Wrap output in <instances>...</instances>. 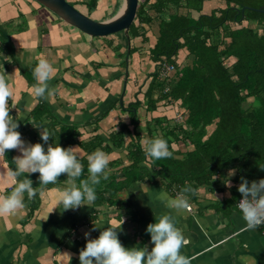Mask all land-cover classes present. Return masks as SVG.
<instances>
[{
	"label": "crops",
	"instance_id": "crops-1",
	"mask_svg": "<svg viewBox=\"0 0 264 264\" xmlns=\"http://www.w3.org/2000/svg\"><path fill=\"white\" fill-rule=\"evenodd\" d=\"M66 1L97 15L101 22L116 16L124 6V0H97L96 8L89 12L88 0ZM219 7L220 3L209 1L204 11ZM150 43L131 37L129 32L127 36L90 37L33 0H0V74L8 76L13 93L9 115L18 123L16 130L25 144L40 143L42 130L33 126L31 117L41 100L62 120L82 126L79 140L96 134L107 141L109 133L129 122V112L122 107L144 101L150 74L155 70L148 56ZM183 57L181 53L178 61ZM40 59L55 69L47 82L54 94L47 99H37L31 91L36 84L33 69ZM164 106L150 115L139 108L141 128L151 117L168 119L173 114L174 118L178 107ZM104 113L108 114L102 117ZM95 119L99 120L89 124ZM75 153L83 155L78 148ZM19 155V150H8L0 156V196L10 194L25 178L33 182L37 195L29 199L25 193L22 209L14 215L0 216V264H66L64 253L72 254L71 264H80L79 251L87 242L85 233H89V239H96L106 228L117 230L125 249L147 246L150 251L154 245L147 226L169 213L187 241L181 254L191 258V264H243L241 256L255 257L257 264H264L260 229L244 230L246 222L235 207L238 193L231 188L236 171L230 176L228 170L198 188L194 199L188 197L190 210L179 215L156 199L160 192L172 198L177 194L159 185L134 183L119 194L131 203L132 212L127 215L115 207L95 208L92 204L64 210L59 204V192L66 187L62 175L56 184L44 188L43 196L39 194V173L15 179L8 176L9 170L16 168L13 159ZM108 155L109 161L120 158L127 163L125 151L114 150Z\"/></svg>",
	"mask_w": 264,
	"mask_h": 264
},
{
	"label": "trees",
	"instance_id": "trees-1",
	"mask_svg": "<svg viewBox=\"0 0 264 264\" xmlns=\"http://www.w3.org/2000/svg\"><path fill=\"white\" fill-rule=\"evenodd\" d=\"M209 1L221 7L205 13ZM96 4L88 0V11ZM261 8L264 0H139L129 34L143 43L151 41L148 56L155 70L143 103L122 107L129 112V122L109 133L107 141L96 134L79 140L81 125L62 120L39 101L31 120L50 135L47 144L39 139L45 152L48 144L83 152H74L83 165L78 186L88 178L87 157L94 151L126 152V164L120 158L109 161L107 180L101 177L94 186L93 207H115L130 215L131 203L119 194L134 183L159 185L173 195L185 187L196 193L215 176L234 169L231 189L238 199L241 178L249 184L264 179V13L253 10ZM163 63L174 69L160 79ZM166 104L178 107L183 122L151 117L141 128L139 108L150 115ZM156 137L167 141L172 156L148 161L140 140ZM61 175L66 181L67 174Z\"/></svg>",
	"mask_w": 264,
	"mask_h": 264
},
{
	"label": "clouds",
	"instance_id": "clouds-1",
	"mask_svg": "<svg viewBox=\"0 0 264 264\" xmlns=\"http://www.w3.org/2000/svg\"><path fill=\"white\" fill-rule=\"evenodd\" d=\"M55 69L45 59H40L33 69L36 84L32 86V95L37 99H47L53 96L54 90L48 87V80ZM12 90L8 83V76L0 74V156H5L8 150H19L21 155L15 157L14 170H9L8 176L15 179L21 175L39 173L41 196L44 188L49 184H56L61 174H67L64 182L66 187L59 192V204L64 210L78 209L91 205L96 200L95 185L101 182V177L107 180L106 169L109 164V155L102 150H96L87 157L88 178L76 180L82 175L83 165L74 155L76 148L64 149L60 146L53 147L48 144L47 151L42 144H25L21 134L16 130L18 123L9 115V101ZM41 139L45 144L50 140L46 130H42ZM143 152L146 160L154 161L170 158L172 153L166 140L156 138H141ZM264 170V169H262ZM235 170H230L229 175H234ZM144 190L149 188L144 185ZM238 192L242 199L236 206L243 220L246 222L244 230H254L264 224V179L249 181L241 178ZM29 199L37 195V188H33L30 179H23L15 184L10 194L0 196V216L14 215L24 207V194ZM187 193L195 194L191 187L181 189L175 198L167 192H160L156 199L165 204V207L177 215L190 210ZM53 212V211H52ZM51 212V213H52ZM146 232L150 234L151 244L142 248L125 249L118 239L117 230L106 228L100 231L98 238L89 239L85 233L86 245L79 251L80 264H191V258L181 254V248L187 243L182 231L175 226V217L164 214L155 218V223L147 226ZM66 264H71L72 254L64 253ZM243 264H257L255 257L241 256Z\"/></svg>",
	"mask_w": 264,
	"mask_h": 264
},
{
	"label": "water",
	"instance_id": "water-1",
	"mask_svg": "<svg viewBox=\"0 0 264 264\" xmlns=\"http://www.w3.org/2000/svg\"><path fill=\"white\" fill-rule=\"evenodd\" d=\"M59 19L80 32L95 38H102L118 33L128 35L131 24L134 22L139 0H124V6L120 13L107 21H95L66 0H33ZM256 12L264 13V8L253 9Z\"/></svg>",
	"mask_w": 264,
	"mask_h": 264
},
{
	"label": "built area",
	"instance_id": "built-area-1",
	"mask_svg": "<svg viewBox=\"0 0 264 264\" xmlns=\"http://www.w3.org/2000/svg\"><path fill=\"white\" fill-rule=\"evenodd\" d=\"M159 67H160V69H159V77H160V79H164V78L168 77L172 73V71L174 69V66L172 64H166V63L161 64V66H159ZM175 116L176 117L178 116L179 119L182 120V117L179 114V112L176 111V115ZM241 199H242V197L237 199V201L235 202V207L238 205V203H239V201ZM236 209L240 212V210L237 207H236ZM258 228L260 229L261 235L264 237V224H261L260 226H258Z\"/></svg>",
	"mask_w": 264,
	"mask_h": 264
},
{
	"label": "rangeland",
	"instance_id": "rangeland-1",
	"mask_svg": "<svg viewBox=\"0 0 264 264\" xmlns=\"http://www.w3.org/2000/svg\"><path fill=\"white\" fill-rule=\"evenodd\" d=\"M71 4V3H70ZM72 6H74L78 11H80V12H82L83 14H85L86 16H88L89 18H91V19H93V20H95V21H100V19H98V16L97 15H94V14H91V13H87L85 10H84V8H82L81 6H79V5H74V4H71ZM216 4H214V6H215ZM209 9H210V6L208 7ZM109 10V9H108ZM91 12H93V11H91ZM163 113V112H162ZM166 116V115H165ZM173 116V114H169L168 115V121H171V122H177V123H179V122H181V120L179 119V117L177 116H175L174 118L172 117ZM180 120V121H179ZM122 155V154H121ZM124 155V154H123Z\"/></svg>",
	"mask_w": 264,
	"mask_h": 264
},
{
	"label": "bare ground",
	"instance_id": "bare-ground-1",
	"mask_svg": "<svg viewBox=\"0 0 264 264\" xmlns=\"http://www.w3.org/2000/svg\"><path fill=\"white\" fill-rule=\"evenodd\" d=\"M91 123V122H90Z\"/></svg>",
	"mask_w": 264,
	"mask_h": 264
}]
</instances>
